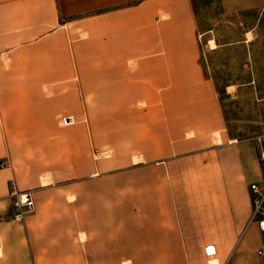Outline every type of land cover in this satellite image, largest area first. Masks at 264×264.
I'll use <instances>...</instances> for the list:
<instances>
[{"label":"crops","instance_id":"crops-1","mask_svg":"<svg viewBox=\"0 0 264 264\" xmlns=\"http://www.w3.org/2000/svg\"><path fill=\"white\" fill-rule=\"evenodd\" d=\"M201 57L191 0H0V264H207L209 244L218 264H264L262 169L233 192L197 161L238 142ZM72 98L112 99L110 125L77 123ZM15 192L32 211L15 216Z\"/></svg>","mask_w":264,"mask_h":264},{"label":"rangeland","instance_id":"rangeland-1","mask_svg":"<svg viewBox=\"0 0 264 264\" xmlns=\"http://www.w3.org/2000/svg\"><path fill=\"white\" fill-rule=\"evenodd\" d=\"M196 11L202 47L201 62L205 74L216 76L219 89H222L225 80L232 85L230 88L226 87L221 95L217 94L228 119L227 132L231 139L238 140L229 144L231 147L216 149L213 155H201L197 161L202 167L204 164L208 165L203 174L208 175L209 172L216 187L221 190L226 187L234 192L241 189L245 181H255L253 174L256 168L262 169L264 179V161L259 158L257 142L258 138H264V9L227 12L220 0H196ZM209 37H214L222 46L209 50ZM248 80L249 83H243ZM111 101L112 99L72 98L70 114L74 115L77 123L81 119L83 123L88 120L89 123L98 122L102 128L103 125H110ZM97 105H104L105 112L98 111L95 108ZM83 107H87L86 113ZM72 127L73 136L80 133V128H75L74 125ZM97 129L101 133V140L110 138V135L104 133L110 130ZM239 157L247 159L245 168L249 177L246 180L240 175L243 170L237 163ZM182 168L186 169L187 165ZM180 181L184 191L191 192L194 190L193 186L205 187L208 179L207 176L184 177Z\"/></svg>","mask_w":264,"mask_h":264},{"label":"built area","instance_id":"built-area-1","mask_svg":"<svg viewBox=\"0 0 264 264\" xmlns=\"http://www.w3.org/2000/svg\"><path fill=\"white\" fill-rule=\"evenodd\" d=\"M66 118L63 119V121ZM259 145V158L264 161V138H258ZM251 190L255 192L253 196V212L251 220L258 222V226L261 230L264 231V186L261 188L257 183H252L250 185ZM13 207L15 210V216L20 217L25 212H30L33 209V201L29 196V193L15 192L13 199ZM216 254L214 245H206L204 247V255L208 258L207 264H211V257ZM213 264H218L217 262Z\"/></svg>","mask_w":264,"mask_h":264},{"label":"trees","instance_id":"trees-1","mask_svg":"<svg viewBox=\"0 0 264 264\" xmlns=\"http://www.w3.org/2000/svg\"><path fill=\"white\" fill-rule=\"evenodd\" d=\"M191 3H192V5H193V9H194V11H195V15H196V17H197V22H198V27H199V19H198L197 11H196V0H191ZM201 59H202V57H201ZM200 61H201V60H200ZM201 64H202V66H204L202 62H201ZM203 69H204V67H203ZM207 75H208V74H207ZM210 76H211V78H212L213 81H214V84H215V87H216L217 93H219V95H221V94L225 91V88L231 84L229 81L225 80V81L223 82V87H222V89H219L216 76H214V75H210ZM249 82H250V80H248V81H243V83H249ZM240 83H242V82H240ZM262 97L264 98V96H262ZM219 99H220V96H219ZM222 110H223V109H222ZM223 113H224L225 120H226V125H227V128H228V119H227V116H226V114H225L224 111H223Z\"/></svg>","mask_w":264,"mask_h":264},{"label":"bare ground","instance_id":"bare-ground-1","mask_svg":"<svg viewBox=\"0 0 264 264\" xmlns=\"http://www.w3.org/2000/svg\"><path fill=\"white\" fill-rule=\"evenodd\" d=\"M249 35V34H248ZM209 45H210V47H215L216 46V44H215V42H214V40L213 39H209V43H208ZM230 87H232V85L231 86H229V88ZM215 141L216 142H219L220 141V139H219V136L216 134V137H215ZM216 262V260H211L210 261V263L211 264H213V263H215Z\"/></svg>","mask_w":264,"mask_h":264}]
</instances>
